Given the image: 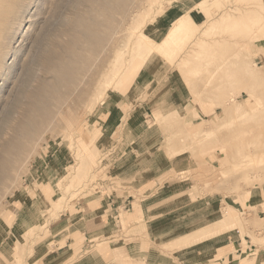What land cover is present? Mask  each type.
Instances as JSON below:
<instances>
[{"label": "rangeland", "instance_id": "1", "mask_svg": "<svg viewBox=\"0 0 264 264\" xmlns=\"http://www.w3.org/2000/svg\"><path fill=\"white\" fill-rule=\"evenodd\" d=\"M198 1L173 2L148 31L162 38L173 16ZM220 4L236 8L235 16L218 14L209 28L214 36L208 37L221 42L179 69L155 56L145 72L138 57L126 73L129 81L88 111L84 123L99 125L97 145L110 152L87 185L56 186L66 167L82 160L78 133L69 140L67 122L46 128L17 164L0 168V264H147L149 249L155 259L166 256L157 263L185 264L175 251L215 239L224 245L218 254L192 264H264V0ZM231 93L238 95L236 108L226 111L220 101ZM122 115L124 136L117 126L106 128ZM12 133V125L5 127L0 143ZM195 170H204L200 180ZM252 172L256 177L246 181ZM227 205L235 207L230 215L240 212L243 219H223L212 228ZM190 228L197 229L179 236Z\"/></svg>", "mask_w": 264, "mask_h": 264}, {"label": "bare ground", "instance_id": "2", "mask_svg": "<svg viewBox=\"0 0 264 264\" xmlns=\"http://www.w3.org/2000/svg\"><path fill=\"white\" fill-rule=\"evenodd\" d=\"M175 1L177 0H0V137L5 127L13 126L11 137L0 143V168L14 166L23 158L29 144L32 146L46 128L57 129L67 122L70 124L69 129L66 126L69 140L75 132L78 133L77 152L82 160L78 162V166L70 164L66 167V174L57 179L58 189L63 191L64 187L76 183L87 185L97 172L103 171V160L110 151L104 152L105 147L97 145L99 137H96V133L102 131L99 125L84 123L88 111H93L98 103H104L110 97L109 90L120 87L123 81H129L128 77L125 79L126 73L138 57L145 60L143 65L140 64L145 72L150 58L155 56L179 69L197 51L221 42L217 37L211 39L214 34L209 32L218 14L223 17L227 13L233 16L236 14L233 11L236 8L232 4L222 8L221 0H200L174 15L162 38L157 40L148 31H154L155 27L149 26H154ZM194 12L202 14L204 19L197 20ZM257 71L255 72L258 74ZM226 95L224 94V100L220 104L225 110L233 111L238 95ZM85 102L87 104L83 105ZM81 105L86 106L87 110L83 111L84 107L80 108ZM157 111L156 107L155 114ZM110 120L106 128L117 126L124 136L127 116H120L115 125V117ZM206 120L214 123L213 116ZM88 144L89 148L86 150L85 146ZM235 157L237 158L236 155ZM205 166L209 169L218 167L212 164ZM97 168L99 169L94 172ZM202 172L204 170L195 173L198 180L202 178ZM186 173L187 171L182 170L180 175L184 178ZM252 173H249L246 181L256 177L255 172ZM0 185L2 187L3 184ZM60 197H55L54 201L59 202ZM231 209L235 207L227 205L222 217L209 225L216 228L221 224L220 220L231 221L236 216L243 219L240 212L236 216L230 215ZM33 231L34 227H31L26 234Z\"/></svg>", "mask_w": 264, "mask_h": 264}, {"label": "crops", "instance_id": "3", "mask_svg": "<svg viewBox=\"0 0 264 264\" xmlns=\"http://www.w3.org/2000/svg\"><path fill=\"white\" fill-rule=\"evenodd\" d=\"M196 229L197 228H190L189 230H187V231L179 234V236L182 235V234H185V233H190L191 231L196 230ZM62 232H63V230L57 232V236H59ZM212 239H214V238H212ZM58 242H60V241L58 240ZM202 243H203V245H202L203 247L201 246V243H198L199 245L198 244H194V245H191L190 247H187V248H184V249H180L178 251H175V253H177V252L179 253L178 254L179 255V259H180V257H182L185 260V264H192V261H196L198 263H201V262L203 263L205 261H208V259H209L208 257L216 256L218 254V251L221 248L224 247V245H222L220 243V240L219 239H217V240L215 239V240L210 241L208 243H207V241H204ZM195 245H197V246H195ZM228 245H230V244L228 243ZM58 248L60 250H62V247H58ZM139 251L141 252V250H139ZM62 255L64 256L65 254L62 253ZM145 255L147 257V264H163V262H162L163 260H160L161 263H157L156 261L160 257L161 258L162 257H166V256H163V255H160L159 254V258H156L155 259L153 257V255L151 254V250L150 249L149 250H145Z\"/></svg>", "mask_w": 264, "mask_h": 264}]
</instances>
